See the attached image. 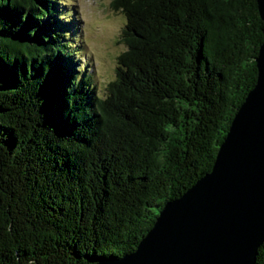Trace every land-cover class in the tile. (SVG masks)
I'll list each match as a JSON object with an SVG mask.
<instances>
[{
  "label": "trees",
  "instance_id": "obj_1",
  "mask_svg": "<svg viewBox=\"0 0 264 264\" xmlns=\"http://www.w3.org/2000/svg\"><path fill=\"white\" fill-rule=\"evenodd\" d=\"M111 5L126 49L99 94L60 1L0 0V264L135 250L164 204L210 171L256 82V0Z\"/></svg>",
  "mask_w": 264,
  "mask_h": 264
},
{
  "label": "water",
  "instance_id": "obj_2",
  "mask_svg": "<svg viewBox=\"0 0 264 264\" xmlns=\"http://www.w3.org/2000/svg\"><path fill=\"white\" fill-rule=\"evenodd\" d=\"M264 22V0H256ZM210 171L167 201L132 252L95 264H255L264 242V40Z\"/></svg>",
  "mask_w": 264,
  "mask_h": 264
},
{
  "label": "rangeland",
  "instance_id": "obj_3",
  "mask_svg": "<svg viewBox=\"0 0 264 264\" xmlns=\"http://www.w3.org/2000/svg\"><path fill=\"white\" fill-rule=\"evenodd\" d=\"M62 20L74 24L68 39L75 42L79 67L93 76L96 90L102 94L115 76L118 55L126 49L121 41L125 16L111 5V0H58Z\"/></svg>",
  "mask_w": 264,
  "mask_h": 264
}]
</instances>
